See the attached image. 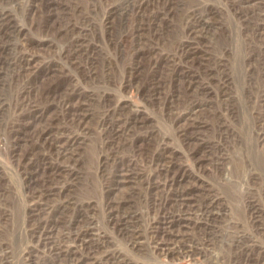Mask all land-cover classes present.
Listing matches in <instances>:
<instances>
[{
	"label": "rangeland",
	"instance_id": "obj_1",
	"mask_svg": "<svg viewBox=\"0 0 264 264\" xmlns=\"http://www.w3.org/2000/svg\"><path fill=\"white\" fill-rule=\"evenodd\" d=\"M0 264H264V0H0Z\"/></svg>",
	"mask_w": 264,
	"mask_h": 264
}]
</instances>
